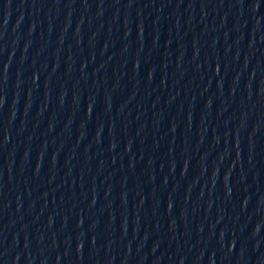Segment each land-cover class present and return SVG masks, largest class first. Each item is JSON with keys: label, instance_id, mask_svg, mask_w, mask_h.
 <instances>
[{"label": "water", "instance_id": "95a60500", "mask_svg": "<svg viewBox=\"0 0 264 264\" xmlns=\"http://www.w3.org/2000/svg\"><path fill=\"white\" fill-rule=\"evenodd\" d=\"M0 264H264V0H0Z\"/></svg>", "mask_w": 264, "mask_h": 264}]
</instances>
